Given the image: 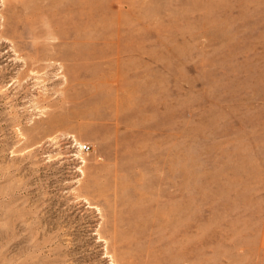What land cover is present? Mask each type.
I'll list each match as a JSON object with an SVG mask.
<instances>
[{"label": "rangeland", "instance_id": "obj_1", "mask_svg": "<svg viewBox=\"0 0 264 264\" xmlns=\"http://www.w3.org/2000/svg\"><path fill=\"white\" fill-rule=\"evenodd\" d=\"M0 264H264V0H0Z\"/></svg>", "mask_w": 264, "mask_h": 264}, {"label": "bare ground", "instance_id": "obj_2", "mask_svg": "<svg viewBox=\"0 0 264 264\" xmlns=\"http://www.w3.org/2000/svg\"><path fill=\"white\" fill-rule=\"evenodd\" d=\"M57 137V136H56Z\"/></svg>", "mask_w": 264, "mask_h": 264}]
</instances>
